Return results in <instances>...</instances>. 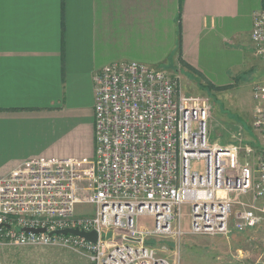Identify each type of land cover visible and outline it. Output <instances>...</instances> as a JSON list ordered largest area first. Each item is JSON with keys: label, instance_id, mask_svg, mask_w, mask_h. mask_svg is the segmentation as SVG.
<instances>
[{"label": "built area", "instance_id": "obj_1", "mask_svg": "<svg viewBox=\"0 0 264 264\" xmlns=\"http://www.w3.org/2000/svg\"><path fill=\"white\" fill-rule=\"evenodd\" d=\"M250 39L264 64V0ZM92 78L93 157L32 159L0 177V251L58 245L96 264H170L148 243L183 235L182 205L192 233L226 235L263 220L264 80L252 87L253 147L212 141L211 103L184 94L177 74L114 61ZM191 159H202L203 170L193 171ZM77 204H91L94 214L78 216ZM139 214L153 217L152 229L136 228ZM65 228L94 230L97 239L55 234Z\"/></svg>", "mask_w": 264, "mask_h": 264}, {"label": "crops", "instance_id": "obj_2", "mask_svg": "<svg viewBox=\"0 0 264 264\" xmlns=\"http://www.w3.org/2000/svg\"><path fill=\"white\" fill-rule=\"evenodd\" d=\"M261 1L0 0V177L32 159L93 157L92 75L106 64L230 85L246 47L256 56Z\"/></svg>", "mask_w": 264, "mask_h": 264}, {"label": "rangeland", "instance_id": "obj_3", "mask_svg": "<svg viewBox=\"0 0 264 264\" xmlns=\"http://www.w3.org/2000/svg\"><path fill=\"white\" fill-rule=\"evenodd\" d=\"M251 54L249 46L246 47ZM246 56V61L234 64L227 72L230 85L216 86L193 71H165L178 75L179 84L189 98L204 97L211 103L208 121L209 135L219 144L242 141L255 147L257 135L251 121L255 101L252 87L257 81L264 80V64L257 56ZM162 70V69H161ZM235 70V71H232ZM238 143V142H237ZM243 156V152L241 151ZM193 171L203 170L202 159H191ZM94 206L77 204L78 216H92ZM181 237L149 239L158 257L170 264H264V218L252 228L229 233L204 234L192 233L189 222V206L181 207ZM153 217L139 214L135 218L137 229L150 230ZM177 227V221L173 222ZM111 234V233H110ZM0 264H96L87 254L63 246L9 247L0 251Z\"/></svg>", "mask_w": 264, "mask_h": 264}, {"label": "water", "instance_id": "obj_4", "mask_svg": "<svg viewBox=\"0 0 264 264\" xmlns=\"http://www.w3.org/2000/svg\"><path fill=\"white\" fill-rule=\"evenodd\" d=\"M25 231H33V232H43L44 229L39 228V229H30V228H26L24 229ZM74 234L77 236H80L86 240H89L91 242H95L97 239V233L94 230L91 231H83V230H79L77 228H65L62 230H57L55 231V234Z\"/></svg>", "mask_w": 264, "mask_h": 264}, {"label": "trees", "instance_id": "obj_5", "mask_svg": "<svg viewBox=\"0 0 264 264\" xmlns=\"http://www.w3.org/2000/svg\"><path fill=\"white\" fill-rule=\"evenodd\" d=\"M193 72H195L193 69H192ZM197 74V73H196Z\"/></svg>", "mask_w": 264, "mask_h": 264}]
</instances>
